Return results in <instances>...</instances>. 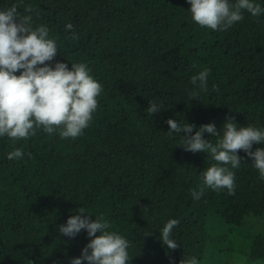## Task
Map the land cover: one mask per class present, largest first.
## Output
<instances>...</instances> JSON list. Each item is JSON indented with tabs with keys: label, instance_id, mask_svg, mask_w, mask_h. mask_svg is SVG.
I'll return each mask as SVG.
<instances>
[{
	"label": "trees",
	"instance_id": "obj_1",
	"mask_svg": "<svg viewBox=\"0 0 264 264\" xmlns=\"http://www.w3.org/2000/svg\"><path fill=\"white\" fill-rule=\"evenodd\" d=\"M254 3L264 8V0ZM13 4L57 40L53 65L87 63L103 92L78 138L43 129L27 140L0 137V264H70L90 238L85 230L62 236L58 225L80 207L131 242V264H180L185 255L203 262L210 218L237 228L264 215V179L243 150L235 193L205 188L194 200L190 189L199 190L201 172L216 162L177 146L183 133L167 134L170 118L222 131L231 116L238 127L264 128V13L244 11L242 21L214 31L194 22L187 0H0V9ZM204 69L207 90L194 99L191 77ZM149 101L165 107L150 115ZM15 148L24 156L9 161ZM173 218L179 247L170 250L160 230ZM247 255L264 261V225Z\"/></svg>",
	"mask_w": 264,
	"mask_h": 264
},
{
	"label": "clouds",
	"instance_id": "obj_2",
	"mask_svg": "<svg viewBox=\"0 0 264 264\" xmlns=\"http://www.w3.org/2000/svg\"><path fill=\"white\" fill-rule=\"evenodd\" d=\"M192 19L202 28L225 31L244 19V11L253 16L264 13L254 0H187ZM26 11L31 12V8ZM72 39H79L74 26ZM60 52L57 40L50 37L45 25L33 27L32 16L23 15L18 5L0 9V137L11 141L27 140L43 129L47 134L58 133L61 138H78L84 134L98 108V97L103 86L92 75L87 63L51 62ZM211 69H204L191 77V84L197 86L191 96L197 99L199 91L207 90ZM19 73V75H17ZM215 87V86H214ZM163 102L149 101L146 112L155 115L164 109ZM167 134L181 135L179 147L186 152H205L216 163L201 172L203 177L199 190L190 189L191 196L198 200L205 188L214 191L226 189L235 193V172L245 157L238 153L243 150L251 159L264 179V147L253 151L254 144H264V128L254 125L237 126L235 118L226 116L222 131L214 122L200 125L168 119ZM194 133V134H193ZM205 133L216 137V142L204 138ZM22 148H15L7 159L20 160ZM84 207L76 210L65 224L58 225L59 233L70 239L82 230L87 232L89 243L79 257L70 264H131L133 257L128 249L131 242L116 231L104 215L94 216ZM178 219H169L160 230L163 245L170 250L179 247L172 238V232L179 225ZM99 233V235H97ZM146 233L145 236H151ZM180 264H199L195 256H184Z\"/></svg>",
	"mask_w": 264,
	"mask_h": 264
},
{
	"label": "rangeland",
	"instance_id": "obj_3",
	"mask_svg": "<svg viewBox=\"0 0 264 264\" xmlns=\"http://www.w3.org/2000/svg\"><path fill=\"white\" fill-rule=\"evenodd\" d=\"M211 220L208 223L211 239L206 258L199 264H264L261 259L249 260L247 255L251 234L262 228L264 215H249L244 224L237 228L229 227L220 220Z\"/></svg>",
	"mask_w": 264,
	"mask_h": 264
}]
</instances>
